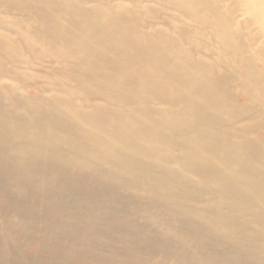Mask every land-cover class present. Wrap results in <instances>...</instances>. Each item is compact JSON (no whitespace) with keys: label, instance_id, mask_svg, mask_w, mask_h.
<instances>
[{"label":"bare ground","instance_id":"1","mask_svg":"<svg viewBox=\"0 0 264 264\" xmlns=\"http://www.w3.org/2000/svg\"><path fill=\"white\" fill-rule=\"evenodd\" d=\"M0 264H264V0H0Z\"/></svg>","mask_w":264,"mask_h":264}]
</instances>
